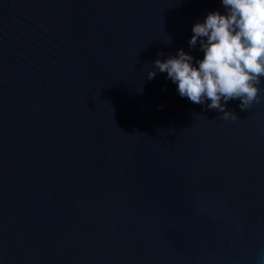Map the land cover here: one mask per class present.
<instances>
[{
    "label": "water",
    "instance_id": "water-1",
    "mask_svg": "<svg viewBox=\"0 0 264 264\" xmlns=\"http://www.w3.org/2000/svg\"><path fill=\"white\" fill-rule=\"evenodd\" d=\"M210 11L0 0V264H264V102L148 79Z\"/></svg>",
    "mask_w": 264,
    "mask_h": 264
},
{
    "label": "clouds",
    "instance_id": "clouds-1",
    "mask_svg": "<svg viewBox=\"0 0 264 264\" xmlns=\"http://www.w3.org/2000/svg\"><path fill=\"white\" fill-rule=\"evenodd\" d=\"M225 13L210 11L203 22L192 27L189 46L199 47L203 59L196 60L182 48L174 56L155 60L156 70L166 72L177 84L181 97L222 113L223 120L236 121L234 111L226 109L230 100H239L240 109L264 102V0H221Z\"/></svg>",
    "mask_w": 264,
    "mask_h": 264
}]
</instances>
